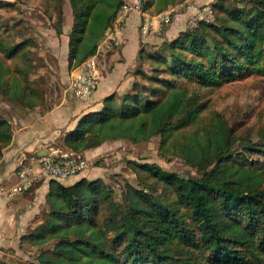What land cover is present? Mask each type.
I'll use <instances>...</instances> for the list:
<instances>
[{
    "label": "trees",
    "instance_id": "trees-1",
    "mask_svg": "<svg viewBox=\"0 0 264 264\" xmlns=\"http://www.w3.org/2000/svg\"><path fill=\"white\" fill-rule=\"evenodd\" d=\"M67 1L71 71L96 54L123 0ZM64 3L44 0L46 15L56 18V36ZM175 4L142 0L143 10L154 14ZM211 7L214 22L198 21L154 52L142 49L140 61L152 73L139 64L130 90L105 97L61 139L63 148L82 154L107 141L139 144L159 137L162 154L181 159L194 174L133 164L162 190L130 186L122 201L102 179L69 186L48 181L39 221L19 239V247L37 251L23 264H264V165L249 157H264V148L247 140L239 150L234 128L219 113L200 132L186 133L207 109L197 88L264 77V0H215ZM25 46L0 36V96L15 108H47L45 92L29 81ZM11 141V124L0 112V159ZM0 264L8 263L0 256Z\"/></svg>",
    "mask_w": 264,
    "mask_h": 264
},
{
    "label": "rangeland",
    "instance_id": "rangeland-1",
    "mask_svg": "<svg viewBox=\"0 0 264 264\" xmlns=\"http://www.w3.org/2000/svg\"><path fill=\"white\" fill-rule=\"evenodd\" d=\"M184 2L185 0H175L176 4L171 6ZM183 13L185 11H180L178 15ZM63 14L62 34L56 36L53 28L56 18L54 16L49 19L46 15L44 0H0V36H4L10 42L26 44L25 54L29 58L27 62L32 63L29 81L39 93H43V96L45 92L48 103L58 98L70 79V71H66L61 65L66 35L71 24V10L67 0L63 4ZM205 16L206 14L202 17ZM215 18L216 15L213 14L209 21L214 22ZM174 20L175 18L172 22ZM12 27L13 30L10 29ZM161 35L162 33L158 37H162ZM152 48L154 44L150 42L143 48V52H154ZM1 55L0 53V60ZM8 64L10 62L5 61V65ZM141 64V70L150 75L152 73L150 66L146 62ZM197 92L201 95L202 101L207 103V109L201 113L196 126L186 129L187 134L200 132V128L209 122L213 114L219 113L234 128L236 146L239 150L248 142L247 140L255 143L258 148H264V77H244L217 89L197 88ZM14 105L0 96V112L3 115L12 114ZM159 140V137H155L139 144H131L125 140L107 141L95 148L91 158L87 157L89 167L84 173L88 175L89 180L102 179L112 188L118 201L129 197L130 186L138 189L144 186L157 188V192L160 193L161 185L156 184L133 164H154L183 177L189 172L192 174L194 172L186 168L181 159L162 154ZM61 143L56 144L57 148L68 150L63 148ZM249 157L250 160L264 165V157L260 154L250 153ZM32 192L31 190L22 194L21 198L14 202L18 209L26 207L25 216L28 218L25 225L26 233L36 226L39 220L35 218L44 207L40 192ZM129 203L134 205L133 201ZM36 252L35 248L26 245L19 247L17 244L15 248H2L0 256L8 264H23L31 261Z\"/></svg>",
    "mask_w": 264,
    "mask_h": 264
},
{
    "label": "crops",
    "instance_id": "crops-1",
    "mask_svg": "<svg viewBox=\"0 0 264 264\" xmlns=\"http://www.w3.org/2000/svg\"><path fill=\"white\" fill-rule=\"evenodd\" d=\"M191 1L196 7L212 6L214 3V0ZM194 15L193 9H189L176 16L168 29L164 30L162 37L151 38L150 42L154 44L151 50L158 49L163 41H170L185 31L189 21L194 19ZM139 23V16L132 13L126 22L124 43L120 47L109 46L103 41L97 47L99 85L88 101L80 102L73 96L69 89V79L58 98L48 103L46 97L47 108L37 107L33 110L15 108L12 114L7 116L1 113L11 124L12 141L3 150L0 159V252L2 248H15L19 239L26 234L25 225L28 219L25 216L26 207L18 209L14 204L22 194L8 197L5 193L15 183L16 170L27 158L58 149L56 144L61 142L62 136L73 130L82 116L88 112L98 111L105 97L113 93L120 95L131 89L133 83L138 80L135 75L136 68L142 63L139 56L143 49L139 39ZM61 65L66 71L68 70L67 40ZM76 70L77 67L71 70L70 76ZM94 150L91 149L82 154L86 158H91ZM82 178L90 179L86 173H82L60 182L69 186ZM36 192H40L44 201L47 184L43 183Z\"/></svg>",
    "mask_w": 264,
    "mask_h": 264
},
{
    "label": "built area",
    "instance_id": "built-area-1",
    "mask_svg": "<svg viewBox=\"0 0 264 264\" xmlns=\"http://www.w3.org/2000/svg\"><path fill=\"white\" fill-rule=\"evenodd\" d=\"M193 9L194 19L188 27H194L198 21H209L213 17L211 6L196 7L191 0L183 4L168 6L164 11L154 14L143 10L142 0H123L111 27L102 40L109 46L120 47L124 43V28L129 16L135 13L140 18L139 39L142 48L151 38L164 32L180 11ZM206 14L205 18L202 16ZM69 89L80 102H86L99 85V68L96 54L89 57L70 76ZM89 167L87 158L72 150L52 149L47 154L33 156L25 160L15 172V183L5 192L8 197H15L30 190L36 183L50 180L63 181L84 173Z\"/></svg>",
    "mask_w": 264,
    "mask_h": 264
},
{
    "label": "water",
    "instance_id": "water-1",
    "mask_svg": "<svg viewBox=\"0 0 264 264\" xmlns=\"http://www.w3.org/2000/svg\"><path fill=\"white\" fill-rule=\"evenodd\" d=\"M107 33V32H106Z\"/></svg>",
    "mask_w": 264,
    "mask_h": 264
}]
</instances>
